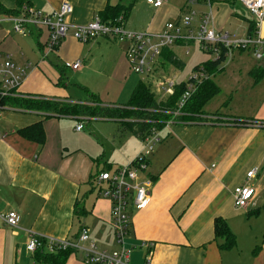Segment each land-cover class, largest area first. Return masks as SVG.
Returning <instances> with one entry per match:
<instances>
[{
    "label": "crops",
    "instance_id": "0c3cea01",
    "mask_svg": "<svg viewBox=\"0 0 264 264\" xmlns=\"http://www.w3.org/2000/svg\"><path fill=\"white\" fill-rule=\"evenodd\" d=\"M0 1L8 8L15 5L12 0ZM24 1L49 13L56 11L62 2L72 5L73 12L67 17L70 29L57 50L58 64L65 66V60L75 63L80 54L83 58V53L93 57L92 52L95 56L101 49H117L118 40L109 37L82 43L74 37L73 27L90 22L108 5H124V0ZM162 1L160 7H154L143 0L145 9L138 22L130 24L128 15L127 27L136 32L158 33L167 22L182 15L189 0ZM239 2L242 4L241 0H197L192 8L199 16L212 11L215 29L238 40L248 35L251 21L237 13L234 6ZM238 28L242 31L238 32ZM33 32L16 33L11 22L2 23L0 28V51L11 54L21 69L30 61L20 47V40L31 36L36 41L37 32ZM260 33L264 36V18ZM46 38L44 32L40 39L45 43ZM75 48L79 53L74 52ZM40 54L39 49L35 53L36 65L26 70L19 92L86 103L88 95L82 86L73 88L68 77L64 84H58L59 70L50 66L43 56L39 58ZM231 57L232 53L227 58ZM15 58L21 62L16 63ZM118 59L119 66L127 63L123 48L119 49ZM68 68L76 72L84 67L83 63L77 70L69 66L66 74ZM246 68L249 80L244 86L232 89V103L222 104L213 111L204 109V116L213 115L215 119L174 120L156 131L159 141L147 167V174L153 179L151 201L144 209L130 213L131 230L126 242L135 247L131 264H145V250L139 247L142 241L154 243L152 264H264V77L256 81L250 75L252 69L264 68V64ZM123 81L122 85L126 86L127 80ZM139 81L142 80L135 79L129 84V94ZM102 121L113 123V134H102L96 128L94 132L77 131L80 122L77 117H59L11 106L2 110L0 264H40L35 252L26 249L31 235L71 239L77 236L82 224L89 227L99 247L117 249L111 203L100 195L95 176L134 160L143 149L144 140L131 133L121 134L114 121ZM37 122L44 129L42 144L19 131ZM95 138L103 142V150ZM87 140L99 149L87 146ZM253 168H257V174L248 182L256 189L255 197L248 207H236L233 190L247 182V172ZM76 208L81 212H76ZM11 211L19 214L16 228L1 217ZM216 219H223L234 233L233 247H222L224 238L215 234ZM65 264L88 263L81 252H73Z\"/></svg>",
    "mask_w": 264,
    "mask_h": 264
},
{
    "label": "built area",
    "instance_id": "2783aa9c",
    "mask_svg": "<svg viewBox=\"0 0 264 264\" xmlns=\"http://www.w3.org/2000/svg\"><path fill=\"white\" fill-rule=\"evenodd\" d=\"M154 7H160L162 0H147ZM197 0H189L182 15L177 20L167 22L158 33L136 32L127 29L125 18L120 15L109 22L102 21L98 16L86 24L73 27V35L80 42H89L99 37H109L114 40L128 42L127 57L130 68L136 73L150 72L157 57H161L165 48L174 45L186 47L195 43L201 45L205 52H213L217 57L223 52L226 58L231 56L234 50L253 51L256 58L261 59L264 52V36L260 33V26L264 18V0H241L243 6L254 22L255 30L252 34L242 39L234 40L228 33L219 32L214 27L212 11L197 14L192 5ZM73 12L69 2H62L54 12H44L29 4H23L18 15L0 14V28L2 23L11 22L16 33L27 35L32 30L43 28L47 31L45 50L43 58L56 52L60 43L66 38L70 25L67 17ZM199 16V17H198ZM216 57V58H217ZM19 68L12 59L11 54L0 51V89L3 95L28 96L19 92L22 80L26 76V70ZM82 62L72 64V70H77ZM208 76L203 70H198L186 81V91L182 95L175 115H180L181 109L192 94L197 90L199 84ZM176 84L169 80H160L157 87L168 95L175 91ZM0 108V118L2 116ZM213 120L214 116H204ZM76 125V130L85 128L82 120ZM88 122V121H87ZM170 123V122H169ZM159 141L158 133L152 132L144 139V146L134 160L125 166L114 170H102L95 176L96 186L101 196L111 203L112 225L114 229L117 249L107 250L99 247L92 239L89 227L86 224L80 226L75 238L58 239L31 235L26 244L29 252L45 249L55 253L60 250L71 249L81 252L88 264H131L130 257L135 247L129 246L126 239L131 230L130 213L134 210L144 209L151 201V190L153 179L147 174L149 156L155 144ZM257 174V168L247 172V182L238 185L233 190L234 205L246 208L255 197L256 189L249 184V180ZM3 220L10 226L18 227L19 214L16 211L1 215ZM145 250V264H152L154 255V243L142 241L139 244Z\"/></svg>",
    "mask_w": 264,
    "mask_h": 264
},
{
    "label": "trees",
    "instance_id": "16d2710c",
    "mask_svg": "<svg viewBox=\"0 0 264 264\" xmlns=\"http://www.w3.org/2000/svg\"><path fill=\"white\" fill-rule=\"evenodd\" d=\"M12 1L15 3L12 8L6 7L0 1V14L18 15L23 4L31 5L24 0ZM129 12L130 8L127 6L121 4L115 6L108 5L104 10L100 11L97 16L102 21L109 22L120 15L127 18ZM254 30L255 25L251 20L248 34H252ZM36 32L37 45L43 53L45 50V43L42 42L40 38L44 35V32L47 31L40 28L34 30L33 33L35 34ZM224 51L225 49H223V52H221L217 58L195 66V71L203 70L208 78L203 79L199 84L197 90L180 110L182 113L180 115H175V111L178 109L179 101L186 91V82L177 84L174 93L169 95L167 100L156 101L154 94L147 84L143 81H139L131 93L129 102L119 105H104L99 96L96 93L90 92L86 87H82L88 95L86 103L67 102L64 100L28 94H26L28 96L3 95L0 89V108L4 109L5 107L11 106L23 110L51 113L59 117H83L86 118L88 122L93 119L111 120L118 124L121 134L131 133L144 140L147 136H150L152 132L160 130L170 121L207 120L203 117L205 113L204 107L220 92V87L215 83L212 76L221 70V63L226 59ZM161 58L164 65H173L179 69L184 67V62L181 61L170 48H165L163 50ZM57 69L60 74L57 83L60 85L64 84V81L67 80L66 67L57 64ZM250 75L258 81L264 77V68H254L250 71ZM19 131L28 139L35 140L40 144L44 142V129L41 122H37ZM77 210L79 213L81 212L78 208H76V212ZM215 234L217 237L224 238L222 247L230 248L235 245V235L223 219L215 220ZM73 252L75 251L67 249L51 253L45 249H38L35 251V255L40 261V264H65L68 256Z\"/></svg>",
    "mask_w": 264,
    "mask_h": 264
},
{
    "label": "rangeland",
    "instance_id": "374dc122",
    "mask_svg": "<svg viewBox=\"0 0 264 264\" xmlns=\"http://www.w3.org/2000/svg\"><path fill=\"white\" fill-rule=\"evenodd\" d=\"M124 1V5L129 7L131 11L128 22L135 25L138 22V17L141 16V13L145 9V5L142 3L143 0H139V2L136 0ZM234 7L237 13L251 19V16L240 2ZM127 29L129 28L127 27ZM241 31L242 28H238V32ZM13 35L14 34L12 33L11 36ZM62 42L60 45H62ZM20 43H22L20 44V47H22V49L27 53L26 57L30 61L29 63L32 65V68L35 67V61L37 60L35 53H38L39 50L37 42L33 37L28 36L22 37ZM115 46V49L117 48L116 50L106 51V49H101V53L98 52L95 56V53L92 52L93 57H91V54L87 55V53H83L84 56L81 58L80 54L76 59L77 61L83 63L84 68L79 69V71L76 72L70 71L71 69L68 68L69 71L67 77L73 82V88H80V86L86 87L90 92L96 93L103 103L109 102V104L113 103L112 105H117L119 103L127 104L131 97V94H129L128 91L129 84L135 79H140L150 88L156 101L167 100L169 95L157 87L158 81L169 80L173 81L176 85L186 82L192 75L196 73V65L202 64L217 57V55L213 52L203 51L199 43L190 45L188 52H186V47L174 45L172 47L173 52L184 62V67L182 69L169 64L164 65L162 58L157 57L149 73H136L130 70V62L127 57L129 43L117 41ZM120 48L125 50L127 63L124 62L123 65L120 64L119 66L118 52ZM74 52L79 53L78 48H75ZM39 58H42L41 54ZM14 61L16 63L21 62L20 59L18 60L16 58ZM45 61L49 62L48 64L50 66L56 68L57 64L59 63L57 51L51 53L48 58H45ZM73 63L74 61L69 62L65 60L64 65L67 68L69 66L71 67ZM255 64H264V53L263 58L259 60L254 56L253 51H245L241 53L239 50H235L232 52V57L226 58L221 63V70L212 76L213 80L220 87V92L207 105H205L204 109L207 111H213L219 108L222 104L227 105L228 103H232V93L234 91L232 89L235 87L244 86L247 83L249 76L246 72V67L253 66ZM125 79L127 80L128 84L123 86V80ZM118 89L120 90V95L118 94L119 96L117 95V91H119ZM81 122L85 126L83 132H94L96 128L100 130L102 134H113V132H111L113 123L111 122L102 121L101 119H93L89 122L82 120ZM74 123L75 122L73 121V124ZM95 139L96 143H98L100 148L103 150V142L99 143L98 138ZM86 145L96 150L99 149L97 145L93 144L89 140L86 141ZM81 254L83 255V253Z\"/></svg>",
    "mask_w": 264,
    "mask_h": 264
}]
</instances>
